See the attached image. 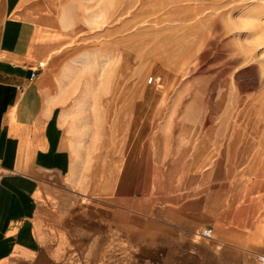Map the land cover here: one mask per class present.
I'll return each mask as SVG.
<instances>
[{"label":"crops","instance_id":"obj_1","mask_svg":"<svg viewBox=\"0 0 264 264\" xmlns=\"http://www.w3.org/2000/svg\"><path fill=\"white\" fill-rule=\"evenodd\" d=\"M49 5L0 0V264H264L262 216L220 187V125L150 122L130 145L127 115L77 114L74 29Z\"/></svg>","mask_w":264,"mask_h":264},{"label":"rangeland","instance_id":"obj_2","mask_svg":"<svg viewBox=\"0 0 264 264\" xmlns=\"http://www.w3.org/2000/svg\"><path fill=\"white\" fill-rule=\"evenodd\" d=\"M49 1L78 49L63 69L69 106L127 115L130 145L150 122L220 125L229 212L264 220V0Z\"/></svg>","mask_w":264,"mask_h":264},{"label":"built area","instance_id":"obj_3","mask_svg":"<svg viewBox=\"0 0 264 264\" xmlns=\"http://www.w3.org/2000/svg\"><path fill=\"white\" fill-rule=\"evenodd\" d=\"M35 76V74H33V77ZM160 77H157V76H152L149 78V83H158L160 81ZM4 172H3V169H2V166L0 164V182L2 181L3 177H4ZM212 229H206L202 235L203 236H206L208 238L212 237ZM261 260L264 262V258L262 257Z\"/></svg>","mask_w":264,"mask_h":264}]
</instances>
